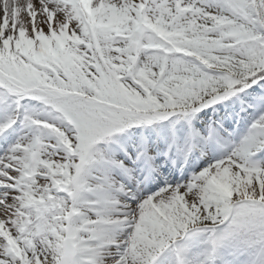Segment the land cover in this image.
Masks as SVG:
<instances>
[{"label":"snow or ice","instance_id":"obj_1","mask_svg":"<svg viewBox=\"0 0 264 264\" xmlns=\"http://www.w3.org/2000/svg\"><path fill=\"white\" fill-rule=\"evenodd\" d=\"M0 264H264V0H0Z\"/></svg>","mask_w":264,"mask_h":264}]
</instances>
